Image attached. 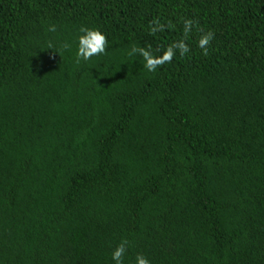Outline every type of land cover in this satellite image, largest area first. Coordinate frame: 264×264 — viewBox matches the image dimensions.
Wrapping results in <instances>:
<instances>
[{
	"label": "trees",
	"instance_id": "trees-1",
	"mask_svg": "<svg viewBox=\"0 0 264 264\" xmlns=\"http://www.w3.org/2000/svg\"><path fill=\"white\" fill-rule=\"evenodd\" d=\"M81 27L105 55L77 61ZM182 39L154 72L132 51ZM123 239L125 264H264V0H0V264Z\"/></svg>",
	"mask_w": 264,
	"mask_h": 264
},
{
	"label": "clouds",
	"instance_id": "clouds-1",
	"mask_svg": "<svg viewBox=\"0 0 264 264\" xmlns=\"http://www.w3.org/2000/svg\"><path fill=\"white\" fill-rule=\"evenodd\" d=\"M193 28V22L191 20H186L184 22L183 33L186 38L188 33ZM47 30L49 32H56V25H49ZM155 31V29H153ZM214 38L212 32L204 33L197 46L206 53L208 46ZM53 45L51 43L47 44L48 49H52ZM70 46L66 43L63 48L67 50ZM107 49V38L105 34L96 28L81 27L79 29L78 35L75 40V57L77 61L87 62L93 57H100L106 54ZM133 53H139L145 60L144 67L148 72H154L157 68L163 64L165 61H171L177 53L180 56H184L189 52V47L184 43L183 39L177 41L170 45L166 51L160 57H154L150 50L145 49H133ZM130 248V242L127 239L121 240V242L112 249L110 253L111 264H125V258ZM135 264H151V261L145 257L143 254H137L135 256Z\"/></svg>",
	"mask_w": 264,
	"mask_h": 264
}]
</instances>
